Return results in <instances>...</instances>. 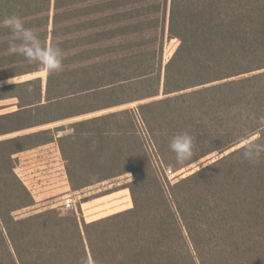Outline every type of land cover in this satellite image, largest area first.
I'll list each match as a JSON object with an SVG mask.
<instances>
[{"label":"trees","instance_id":"1","mask_svg":"<svg viewBox=\"0 0 264 264\" xmlns=\"http://www.w3.org/2000/svg\"><path fill=\"white\" fill-rule=\"evenodd\" d=\"M12 14L63 63L45 87L0 86L18 107L0 114V264H264V159L241 156V137L264 128V0H0V19ZM9 35L0 82L46 70L10 53ZM167 39L178 46L165 63ZM183 131L193 158L178 165L169 142ZM53 142L72 191L131 174L133 206L18 217L36 199L17 155Z\"/></svg>","mask_w":264,"mask_h":264},{"label":"rangeland","instance_id":"2","mask_svg":"<svg viewBox=\"0 0 264 264\" xmlns=\"http://www.w3.org/2000/svg\"><path fill=\"white\" fill-rule=\"evenodd\" d=\"M177 46H178V40H176V39H167L166 40L165 55H164L165 63L172 57ZM47 74H48L47 70L36 72V73L26 74L23 76H19L17 78L4 80V81L0 82V86L3 84H7V83L25 81V80H29V79H32L35 77H41L44 80V87H45ZM136 105H137V103L136 104L133 103V104L117 107V108H114L111 110L101 111V112L94 113V114H86L83 116L73 117V118L62 120V121L50 123V124H47L45 126H42V127L36 128V129H32V130H28L25 132L34 131V130H38V129L55 128V127L62 126V125L67 126L68 124L75 122V121H78V120H81V119L89 118L91 116L100 115V114L107 113L110 111L132 108V107H135ZM17 108H18L17 107V101L15 99H10V100L0 102V114L14 111ZM64 133L65 132H63L62 134H64ZM53 143H56V142H53ZM51 149H53V147L50 148L49 150H51ZM17 156L19 158V164H20V157H19L20 155L18 154ZM217 156H218L217 154H213L207 158L200 160L197 163H194L193 165L183 169L182 171H180L178 173H175V174L171 173L170 174L171 179L177 180L181 176L188 175L192 171L199 169L201 166L212 162L215 158H217ZM52 159H53L54 163L60 162L54 168H56L55 174L57 173L56 175H58V178L61 179L62 174H63V170L61 169V167H62L61 159L57 160V159H55V156H53ZM64 166H65V164H64ZM18 167L16 169V172H18ZM65 170H66V168H65ZM20 173H22V172L19 170V172H18L19 176H21ZM21 178L24 181L22 176H21ZM25 179L29 185H27L25 183V181H24V183L28 186V188L33 193V195L36 199V204L34 206H31V207H28V208H25V209L18 211L16 213V215L18 217H26V216H29L33 213H38L40 211L47 210L50 208H58L62 212L67 213V212L77 210L78 206L81 205L82 210H83V214H84L86 220L93 221L94 219L97 220V219L109 216V214L112 212H116V211L120 212L119 210H122L123 208L128 207V203H125L124 201H123V203L119 204L116 202L117 199H115L113 201L106 200V202H103V200H98L97 198H99L105 194L117 191V190H122L123 191V193H122L123 197L122 198L125 199L124 195L126 194L128 196V190H129L128 188H125V186L127 183H129L132 180V175L127 174V175L118 177L116 179L106 181V182L85 188L82 191L75 192V191H72V189H71L67 193H64L63 195H61V196H63L61 198H57V197H55V195H50V196L45 198L46 201H48L46 203H45V201H43L44 198H41L40 195L37 193V190L31 186V183L29 182L28 178H25ZM29 186H31V188ZM65 195H67V196H65ZM67 199L72 200V202H73L72 207H67L65 205V201ZM53 205L55 207H52Z\"/></svg>","mask_w":264,"mask_h":264},{"label":"clouds","instance_id":"3","mask_svg":"<svg viewBox=\"0 0 264 264\" xmlns=\"http://www.w3.org/2000/svg\"><path fill=\"white\" fill-rule=\"evenodd\" d=\"M0 28L7 29L8 51L12 54L23 56L29 63H35L46 69L49 73H56L62 69L63 54L58 44L49 45L42 43L39 34L26 25L25 20L18 14H12L0 19ZM264 120V117L261 118ZM256 132L245 133L241 139L243 147L241 156L249 163H258L264 159V128ZM193 136L187 132H179L173 135L169 142L170 150L175 154L178 165L193 158Z\"/></svg>","mask_w":264,"mask_h":264},{"label":"crops","instance_id":"4","mask_svg":"<svg viewBox=\"0 0 264 264\" xmlns=\"http://www.w3.org/2000/svg\"><path fill=\"white\" fill-rule=\"evenodd\" d=\"M52 147H53V149H51L52 151L49 150ZM19 155H20L19 156L20 164L18 165L19 166L18 172L20 170L23 173V174L20 173V175L23 177L27 185L29 184L27 183L25 178H28L29 182L31 183V186L37 190V193L40 195L41 198H44L43 201H45V203L48 202L45 199L46 197L50 195H55V197L61 198L63 197L61 195L71 190L70 184L68 181V176L65 170L63 158H62V155H61V152H60V149L57 143L46 144V145L34 148L32 150L22 152ZM53 156H55V159L57 160L61 159V164H62L61 169L63 170L61 179L58 178V175H56L57 173L55 174L56 168H54L60 162L54 163L52 159ZM31 186L29 187L31 188ZM122 193H123L122 190H117V191L105 194L97 199L103 200V202H106V200L113 201L117 199L116 202L119 204L123 203L124 201L125 203H128V207L123 208L122 210H119V211H123L124 209L126 210V209L131 208L133 206V202H132V197H131V193L129 190H128V196L126 194L124 195L125 199L122 198L123 197ZM52 207H55V206L53 205ZM117 212L118 211L112 212L109 215L117 213Z\"/></svg>","mask_w":264,"mask_h":264},{"label":"built area","instance_id":"5","mask_svg":"<svg viewBox=\"0 0 264 264\" xmlns=\"http://www.w3.org/2000/svg\"><path fill=\"white\" fill-rule=\"evenodd\" d=\"M65 205H66L67 207H72V206H73V202H72V200H71V199H67V200L65 201Z\"/></svg>","mask_w":264,"mask_h":264}]
</instances>
